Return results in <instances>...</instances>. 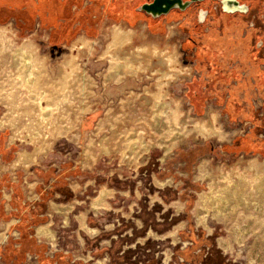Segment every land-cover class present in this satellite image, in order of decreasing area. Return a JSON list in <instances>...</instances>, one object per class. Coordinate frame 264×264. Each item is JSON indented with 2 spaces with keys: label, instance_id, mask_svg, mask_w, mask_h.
<instances>
[{
  "label": "rangeland",
  "instance_id": "374dc122",
  "mask_svg": "<svg viewBox=\"0 0 264 264\" xmlns=\"http://www.w3.org/2000/svg\"><path fill=\"white\" fill-rule=\"evenodd\" d=\"M90 14L95 24L56 48L41 23L31 29L14 19L0 23V251L22 242L71 258L101 240L102 255L125 251L159 264L161 251L169 259L181 240L195 252L214 244L235 264H264V245L255 247L264 243V224L238 244L236 221L209 217L210 230L197 218L201 196L211 189L243 178L247 192L246 180L263 177L264 61L258 74L245 62L241 73L229 75L237 60L218 47L236 40H214L219 62L204 68L198 57L206 56L197 54L203 40L192 45L177 19L156 27L143 18ZM118 31L130 39L116 37ZM17 47L33 54L30 86L13 65ZM157 101L168 104L166 113ZM157 111L163 130L154 124ZM174 126L182 135L177 140ZM102 191L105 202L95 212ZM54 203L73 209L58 213ZM45 225L54 241L38 236ZM20 231L28 240L15 239Z\"/></svg>",
  "mask_w": 264,
  "mask_h": 264
},
{
  "label": "flooded vegetation",
  "instance_id": "af4514ba",
  "mask_svg": "<svg viewBox=\"0 0 264 264\" xmlns=\"http://www.w3.org/2000/svg\"><path fill=\"white\" fill-rule=\"evenodd\" d=\"M154 1L123 0L119 5L124 6V9L121 8V10L115 11L116 2L114 0L111 3L113 9L111 18L116 20V18L120 17L121 19L119 20L127 19L128 22L143 18L147 19L150 25L156 27L165 21L177 19L178 24L187 32L186 40H194L192 45L196 44L197 40H203L202 44L206 47L197 52V54H205L206 57L203 55L198 57L199 65H203L204 68L219 62V58L215 57L219 51L216 52L217 44L214 40H236V45L233 47L226 43L222 44V47H218L219 50H222L223 55H226L227 59L237 60L230 67L229 75L237 72L241 73V67L245 62L250 65V69L247 68L250 74L260 73L258 62L264 61V0H177L176 8L172 9L167 15L160 16L158 13L141 9L144 5L151 4ZM191 46L190 48H192ZM231 50H236L233 57L227 55ZM102 234H105V232H102ZM213 235V232L208 234L212 238L211 240L214 241L215 237ZM13 236L20 241L28 240L21 231L17 236ZM100 242L101 240H98L95 245L88 246L87 249L78 250V257L71 255V258L67 255L57 254L60 250L56 248L52 251L46 246L19 242V244L13 245L11 250L5 248L4 252L0 251V264H87L85 261L87 258H89L88 260H97L106 256L109 259V264H141L143 255L140 257L139 254L133 259L128 254H125V251L120 254L115 252L117 255H114L111 250H108L109 253L111 252L110 254L102 255L98 251V247H96L99 245L102 248ZM189 246L190 244L185 247V243H182L181 240L173 245V249L176 250L175 252L173 250L169 264L236 263L226 258L223 253L221 254L219 247L215 250L214 244H204L203 248H199L197 252L190 249ZM161 256L162 259L159 264H165L166 252L161 251ZM116 257L119 258L117 259ZM61 259L63 262H61Z\"/></svg>",
  "mask_w": 264,
  "mask_h": 264
},
{
  "label": "bare ground",
  "instance_id": "6f19581e",
  "mask_svg": "<svg viewBox=\"0 0 264 264\" xmlns=\"http://www.w3.org/2000/svg\"><path fill=\"white\" fill-rule=\"evenodd\" d=\"M116 35H117L116 37L119 36L121 38V40H129L130 39V33H123L122 31H118V33ZM16 51L17 52L14 53L15 56L13 57V65L17 69H19L21 74H23L22 77H23L24 83H26L25 85L30 86L31 83L33 82L32 81V79L34 78L33 71L35 68L33 65V54H31V51H27V50L20 48V47H17ZM121 68H122V65L120 63L116 64V67L114 69L115 73L120 74ZM157 102H158V104L157 105L155 104V105L157 106L158 110L164 109L165 110L164 113H166V108L168 107V104H165L164 102L160 103L159 101H157ZM162 114L158 113V111H157L156 116H155V123L154 124H155L156 128L158 127V129L163 127L162 122H163L164 118H162ZM153 115H155V114H153ZM174 130L176 131L175 133L178 134L175 136V139L177 140V138L181 137L182 135H180L181 132L178 131L175 128V126H174ZM168 132L170 133V131H168ZM176 140H174V141H176ZM141 141H142V139H141ZM167 143H169V142H167ZM130 144L131 145L129 147V155H132L133 153L136 152V149L138 147V145H137L138 143L134 142V143H130ZM164 145H165V143H164ZM143 146H144L146 151L150 149V146L145 144L144 142H143ZM171 147H173V146H171ZM169 149H166L165 151H167ZM125 158H127V157L125 156ZM252 169H254L258 172L260 171L259 166L254 167ZM242 176H244V175H242ZM262 176L263 177H261V174H258L255 177V180L254 181L252 180V182L246 180V183L251 186L250 189H246L249 192L248 191L246 192L243 189V186H241V184H243V182H245V181L242 182L243 178L241 177L242 179H239L240 182L237 181L239 183L235 182L232 185L226 184L222 189H219L217 186L216 188H214V189L218 188L217 191H214V189H211V191H212L211 193L203 194L201 196L202 205L197 210L198 211V215H197L198 223L209 228V226H208L209 217H213L219 221H224L227 224L229 223V221H232V220L236 221L234 224V227H233V234H234V236H235L234 238L238 242V244H243V243L245 244L246 243L245 241L247 240L248 236H250L252 233L259 235L257 232H255L254 229L257 226L256 224H258V223L260 224V222H261V224H264V174ZM226 177H224V179ZM229 177H230V175H229ZM230 179H232V181H233V178H230ZM245 179H246V177H245ZM247 179H248V177H247ZM105 197H106V191H102V192H100L99 197L96 198V201L94 200L95 202L93 203L92 207H93L95 212H97L99 210V205L101 206L103 204V202H105L104 201ZM53 206H54L53 209H55L56 212L64 213V214H68L67 212H71V209H73V208H71V206H64L63 207V206H60L58 204L56 205L55 203ZM66 219L68 220V218H66ZM48 226L49 225L38 227L37 233L39 236H44V237H47V238L53 240V239H55V233L51 229H49ZM261 230L264 232L263 226H262ZM91 232L96 233L97 230L94 231L93 229H91ZM220 244L226 250H228L230 247H232L229 245L228 242H223L222 240H220ZM263 245H264V243L260 245L259 243L256 242L255 247L259 248L260 246H263ZM232 249L233 248H231V250ZM251 252H253V251H251ZM255 252H258V250L255 249ZM252 254H254V253H252ZM263 254H264V252H263ZM255 256H258V253ZM260 256H258V257H260ZM252 259H254V256ZM251 261L253 262V260H251ZM258 261H259V259H258ZM262 261H261V263L264 262V261L263 262Z\"/></svg>",
  "mask_w": 264,
  "mask_h": 264
},
{
  "label": "crops",
  "instance_id": "0c3cea01",
  "mask_svg": "<svg viewBox=\"0 0 264 264\" xmlns=\"http://www.w3.org/2000/svg\"><path fill=\"white\" fill-rule=\"evenodd\" d=\"M55 1L58 2L57 5L53 4ZM112 2L114 0H105V2L104 0H0V23L14 19L26 29H31L35 24L41 23L52 30L50 40L52 46L56 48L70 42L71 40H68L72 37L70 34H75L80 27L89 29L88 25L95 24L92 19L96 16L90 14L91 11H97L102 16L105 14L106 17L112 19ZM122 2L123 0H118L115 3V11L124 9V6L119 5ZM56 11L58 13L67 11V14L54 16L52 13ZM78 14L81 15L80 18L77 17ZM65 33L68 34L62 40H53L55 36ZM0 171H4L2 167Z\"/></svg>",
  "mask_w": 264,
  "mask_h": 264
},
{
  "label": "water",
  "instance_id": "95a60500",
  "mask_svg": "<svg viewBox=\"0 0 264 264\" xmlns=\"http://www.w3.org/2000/svg\"><path fill=\"white\" fill-rule=\"evenodd\" d=\"M177 0H155L151 4L144 5L141 9L148 12L158 13L160 15H167L172 9L176 8Z\"/></svg>",
  "mask_w": 264,
  "mask_h": 264
},
{
  "label": "built area",
  "instance_id": "2783aa9c",
  "mask_svg": "<svg viewBox=\"0 0 264 264\" xmlns=\"http://www.w3.org/2000/svg\"><path fill=\"white\" fill-rule=\"evenodd\" d=\"M37 25H38V23H37ZM171 257H172V255H171ZM171 257L168 259H164V263L165 264H169L170 263V259H171ZM89 258H87V260H85L86 262H87V264L88 263H92V264H109V262H108V258L107 257H104V258H99V259H97V260H88ZM141 264H144V263H141Z\"/></svg>",
  "mask_w": 264,
  "mask_h": 264
},
{
  "label": "trees",
  "instance_id": "16d2710c",
  "mask_svg": "<svg viewBox=\"0 0 264 264\" xmlns=\"http://www.w3.org/2000/svg\"><path fill=\"white\" fill-rule=\"evenodd\" d=\"M104 2H105V0H104ZM53 4H54V5H57L58 2L55 1V2H53ZM62 12H63V13H58V11H56V12H54V13H52V14H53L54 16L66 15V14H67V11H62ZM54 19H55V18H54ZM54 19H53V20H54ZM53 20H52V21H53ZM52 21H51V22H52ZM51 22H50V23H51ZM66 34H68V33H65V34H61V35L55 36L53 40H57V39H58V40H62L63 37H64ZM70 35L72 36L73 33H71ZM25 238H26V237H25Z\"/></svg>",
  "mask_w": 264,
  "mask_h": 264
}]
</instances>
